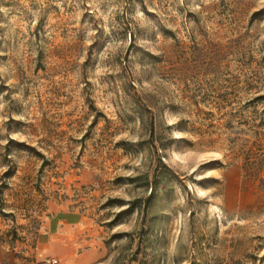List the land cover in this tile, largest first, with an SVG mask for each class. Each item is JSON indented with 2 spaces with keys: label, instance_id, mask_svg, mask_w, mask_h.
<instances>
[{
  "label": "rangeland",
  "instance_id": "rangeland-1",
  "mask_svg": "<svg viewBox=\"0 0 264 264\" xmlns=\"http://www.w3.org/2000/svg\"><path fill=\"white\" fill-rule=\"evenodd\" d=\"M57 205L95 264H264V0H0V264Z\"/></svg>",
  "mask_w": 264,
  "mask_h": 264
},
{
  "label": "crops",
  "instance_id": "crops-1",
  "mask_svg": "<svg viewBox=\"0 0 264 264\" xmlns=\"http://www.w3.org/2000/svg\"><path fill=\"white\" fill-rule=\"evenodd\" d=\"M43 226L41 245L59 264H95L103 258L101 242L79 211L54 206Z\"/></svg>",
  "mask_w": 264,
  "mask_h": 264
},
{
  "label": "trees",
  "instance_id": "trees-1",
  "mask_svg": "<svg viewBox=\"0 0 264 264\" xmlns=\"http://www.w3.org/2000/svg\"><path fill=\"white\" fill-rule=\"evenodd\" d=\"M152 198H153V189H152V193H151L150 197L147 199V203L151 202ZM139 202L140 201L137 200V201H134L133 203H131V206H130L131 210L123 211L122 213L119 214V217H121V216H123L125 214L130 213L133 209L139 208L138 207V203Z\"/></svg>",
  "mask_w": 264,
  "mask_h": 264
},
{
  "label": "built area",
  "instance_id": "built-area-1",
  "mask_svg": "<svg viewBox=\"0 0 264 264\" xmlns=\"http://www.w3.org/2000/svg\"><path fill=\"white\" fill-rule=\"evenodd\" d=\"M46 264H59V261L55 258H49L47 261H46Z\"/></svg>",
  "mask_w": 264,
  "mask_h": 264
}]
</instances>
